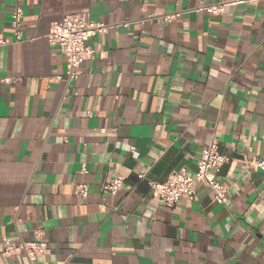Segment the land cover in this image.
I'll return each mask as SVG.
<instances>
[{
    "label": "crops",
    "instance_id": "1",
    "mask_svg": "<svg viewBox=\"0 0 264 264\" xmlns=\"http://www.w3.org/2000/svg\"><path fill=\"white\" fill-rule=\"evenodd\" d=\"M79 12L108 27L66 81L47 34ZM0 38V264L38 234L34 264H264V0H0ZM213 139L225 203L159 202L148 180L193 173Z\"/></svg>",
    "mask_w": 264,
    "mask_h": 264
},
{
    "label": "built area",
    "instance_id": "2",
    "mask_svg": "<svg viewBox=\"0 0 264 264\" xmlns=\"http://www.w3.org/2000/svg\"><path fill=\"white\" fill-rule=\"evenodd\" d=\"M207 10L212 13L221 12L223 5L208 6ZM22 17V8L17 5L11 14L10 25L14 31L15 39L18 41L21 40ZM107 27L108 25L104 22H95L89 19L85 12L65 14L61 19L52 22L47 39L51 44L57 45L66 57L64 74L66 81L76 77V70L80 64L86 60L94 59L100 54V50L89 44L88 40L95 34L103 32ZM5 43L6 41L0 38V45ZM228 160L229 158L219 151L217 141L213 139L208 146L202 149L196 170L193 173L174 170L163 181L148 180V184L153 196L168 207H173L184 196L195 198L198 185L209 189L213 199L223 204L226 201L227 188L219 181L218 173ZM253 161L263 174L261 193L264 196V156ZM136 177L143 179L145 174L137 173ZM124 186L125 177L116 175L102 184V190L116 195L124 189ZM77 190L82 196H86V184H78ZM46 247V242L38 234L36 240L20 241L17 244L7 245L2 251V255L24 253L28 259V264H34L35 258L41 255Z\"/></svg>",
    "mask_w": 264,
    "mask_h": 264
}]
</instances>
